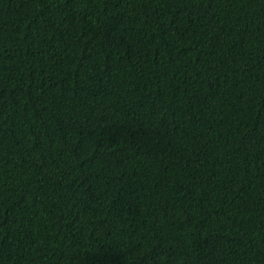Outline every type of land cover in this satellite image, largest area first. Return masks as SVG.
<instances>
[{
	"label": "trees",
	"instance_id": "1",
	"mask_svg": "<svg viewBox=\"0 0 264 264\" xmlns=\"http://www.w3.org/2000/svg\"><path fill=\"white\" fill-rule=\"evenodd\" d=\"M0 264H264V0H0Z\"/></svg>",
	"mask_w": 264,
	"mask_h": 264
}]
</instances>
